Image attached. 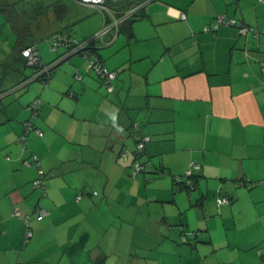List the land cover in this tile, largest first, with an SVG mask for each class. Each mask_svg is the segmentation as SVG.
Wrapping results in <instances>:
<instances>
[{
	"label": "crops",
	"instance_id": "0c3cea01",
	"mask_svg": "<svg viewBox=\"0 0 264 264\" xmlns=\"http://www.w3.org/2000/svg\"><path fill=\"white\" fill-rule=\"evenodd\" d=\"M139 1L133 35L111 28L102 41L122 31L128 43L137 36L158 47L123 58L128 64L145 60L134 80L117 75L95 48L116 72L109 91L85 69L81 53L51 46L48 36L56 29L74 37L64 0L18 1L28 6L40 62H65L46 84L33 78L34 67L16 51L0 0V264H264V0ZM52 2L65 4L61 17ZM48 12L52 19L42 27ZM218 15L257 29V36L228 24L203 30ZM111 24L101 14L90 34ZM25 67L32 73L25 75ZM31 81L39 84L29 88ZM34 99L41 105L25 147L19 138ZM140 133L151 139L139 159L144 171L133 179L132 142ZM31 154L54 171L44 179V195L32 184L37 168ZM191 162L197 167L189 168ZM160 166L165 173L155 174ZM189 169L194 204L209 207L196 212L192 227L182 225L185 209L177 192L185 189L173 183ZM242 178L254 185H243ZM243 195H251L252 210L238 203ZM223 196L232 198L229 207L210 214L215 198ZM38 207L48 215L30 219L25 240L26 223L13 211Z\"/></svg>",
	"mask_w": 264,
	"mask_h": 264
},
{
	"label": "rangeland",
	"instance_id": "374dc122",
	"mask_svg": "<svg viewBox=\"0 0 264 264\" xmlns=\"http://www.w3.org/2000/svg\"><path fill=\"white\" fill-rule=\"evenodd\" d=\"M30 1H35V0H30ZM37 1L43 2V4H45L49 0H36V2ZM64 1L67 5V18H68V21L70 22L71 31H72V34L74 35L75 39L78 41H84V40L92 37L94 34H90V33H92V29L95 25V20L98 19L99 16H101V14H102L101 11L98 10L99 11L98 12L97 9L93 10L91 7H85V6H83V4L78 3L75 0H64ZM26 3H27V5L30 6L31 2H26ZM29 8H31V7H29ZM29 10L31 11V9H29ZM51 16L52 15L50 14V12H48V14H46V16H43L42 27L48 26V24H46V22H48L49 19L50 20L52 19ZM48 17H49V19H48ZM156 40L159 43H161L159 37H157ZM44 41L45 40H40V41H38V44H42ZM127 41H128V38H127L126 34L122 31H120V33L118 35H116V37H114V39L111 42L103 43L102 40L95 39L92 41V44L93 43L95 44L97 53L99 54L101 59H104V62L107 65H109L110 67H113V68L116 67L117 75H120V77H122V78H123V76L129 77V78L133 77V80H134L136 73L139 72V68L145 63V60H141L139 62H137L135 60H131L130 64H128L127 62L123 61V58L125 59V57H127V55H129L131 52H132V55L135 56L140 52L141 49H149L152 53H154L155 49L158 46L156 43H154V41L152 39L141 40L137 36L130 38L129 43ZM11 42L12 41H10V44H11ZM155 44H156V46H155ZM145 46H147V47L145 48ZM80 55H82L84 60H85V69H86L87 59L85 58L84 53H81ZM58 61L59 60H57L56 62H58ZM56 62H53V63H56ZM63 64H65L64 61L60 62L59 64H56L55 67L53 68V70L61 68V66ZM24 73H25V75L26 74L29 75L30 73H32V68L25 67ZM91 74H93V76L96 77V79L100 81L99 77H97L95 75L94 71L91 70ZM28 80H29V78L26 81H28ZM35 84H39V83L36 81H31L28 83V87L32 88V86ZM101 84H103L104 87L106 88L104 83L101 82ZM29 113H30V111H29ZM124 116H126V113L124 114ZM132 146L134 147L133 149H135V143L132 142ZM141 174H142V172H138V175L136 177L140 176ZM181 175L184 179L187 177L186 172H182ZM132 178L135 179L134 177H132ZM193 192H194V190H189V191L182 190L180 192H177V193L182 194V202L184 204H181V205H182V209H185V211L183 212V215H182L183 218L181 216V218L183 219L182 225H187L185 223H188L190 225L189 227H192L197 223L196 221H197L198 215L196 212H199L200 214H202V212H208V210H206V209L209 208V207H202V205L194 204V202H196V200H195L196 197L191 198V194ZM190 199L192 200L191 204H190ZM203 199H205V198H203ZM216 201L217 200L215 198L214 209L216 210V212L210 211V214L211 213H217L219 215L221 213L220 210H221L222 206L229 207V205H227V204H222V205L217 204L216 205ZM238 203L242 204V208L246 211L252 210L254 207V205H253L254 203H253V199H252L251 195L241 196V198H239V200H238ZM231 204H233V203H231ZM158 209H159L158 210L159 212H162V213L167 212L168 215L171 214L172 212L176 213V210H174V208L172 209L171 207H164V208L159 207ZM212 209H213V207L211 205L210 210H212ZM226 211L231 212L230 209L226 210ZM246 213L249 214L251 212H246ZM234 215L236 216V212H234ZM170 218H171L173 224H176V223L179 224L177 222L178 218H173V217H170ZM230 219H232V218H230ZM230 219H228V220H230ZM234 219L239 224L244 223V220L241 222V220L237 219L236 217H234ZM202 220L204 221V219H202ZM209 224H212L211 218L209 220ZM218 224H220V223L218 222ZM190 238L193 239L194 237H190Z\"/></svg>",
	"mask_w": 264,
	"mask_h": 264
},
{
	"label": "trees",
	"instance_id": "16d2710c",
	"mask_svg": "<svg viewBox=\"0 0 264 264\" xmlns=\"http://www.w3.org/2000/svg\"><path fill=\"white\" fill-rule=\"evenodd\" d=\"M18 1L19 0H3V3H2V6H3L2 7V11L5 13V15L7 16L8 20L11 22V27H12V30H13L14 35H15V49L20 54V58L27 65H29L27 63V59L24 56H22L21 51L25 47H27V46H29L31 44H36L35 43V40H34L35 37L33 38L34 35H32L33 33L30 32L31 31V26L26 21V20H29V16L27 15L28 14L27 13L28 12V8H27L28 6L27 7L26 6L25 7L24 6H21V5H19ZM52 3H53V6H54V9H55V12L58 14V17H61V15H63V13L66 11L65 4L64 3H60V2H52ZM133 4H135L134 0H126L125 2H122L119 6H115V7H117V9L119 10V15H121V14H123L126 11V8L131 7ZM140 8H141V6L139 8H137V10H135L133 14H131L130 16H128L126 19H124L121 22V24H119V26H118V29L124 31L125 33H127V35L129 37L133 35L132 28H131V22L136 17L140 16V13H141L140 12L141 11ZM55 32L66 33L68 36L74 38L70 34L69 31H66V30H63V29H60V30H57L56 29L54 31H51V33L48 36V38L51 36L52 33H55ZM95 48H96V46L92 45V42H91L89 44V48L88 49L90 51L94 52L95 51ZM70 50H72V49H70V47H68L66 53L67 54H70ZM74 53H81V52H74ZM71 54H73V53H71ZM56 64L52 65L48 69V71L47 72H44V73H40L41 70H42V66L51 65V64H43V63L40 62V64H34V65H29V66H32L35 69V72L33 74V78L40 79V80L43 81V83L46 84V82L49 80V77H50V74L52 72V69H53V67ZM105 67H107V66H105ZM107 69H109V68L107 67ZM87 71H91V69H89ZM110 71H113L115 73L114 77L111 80H106V79H104V77H101L100 75H98V74H96L94 72L97 75V77H99V79L101 80V82L105 84L107 90H109V91L110 90H113V88H114L113 81L116 78V72L114 70H110ZM110 86L112 87L111 89H109ZM28 104H27V107H28ZM31 123H32V121H31ZM132 124L134 125V122H132ZM135 126L139 127V125L136 124V123H135ZM32 128H33V125H32ZM146 134L147 133H140V134H137V135L134 136L135 137V139H134L135 140V149H133L134 156H133V160H132V168H133L135 162L139 163V165L142 168L139 172H143L144 171L143 164H142V162H140L139 159H140L141 155L144 153L145 145H146V143L148 141H150L151 136L149 134H147L150 137V139L145 142L144 147H143L142 150L137 148V143H138V138L137 137L140 136V135L142 136V135H146ZM19 140H21V142L23 144L26 143V139L25 140H22L21 137H20ZM25 147H26V144H25ZM33 155H35V154H31V159H32V162L36 165L37 175H36L35 179H33L32 184H33V186L35 188L40 189L41 194L44 195L45 194V183H44V179L47 176L54 175V171L53 170L46 171L44 168H42V166L39 164V160H38L37 155H36L37 159H33ZM25 164H29L28 160L25 161ZM164 171H165V166H160L159 168H157V170L154 173L155 174H161V173H165ZM186 178H185L186 180L185 179L182 180L183 179L182 175L173 176V183H174V186H176V189H185V190L189 191V190H191V189L194 188L195 176L191 173V171H190L189 174H187V177ZM36 180H41V182H42L41 183V186H36L34 184V182ZM239 182H241L243 185H250V186H253L254 185V182L253 181L244 180L243 178L241 180H239ZM223 197L227 198V200H228L227 203H224V204H228L229 201H230L229 199H232V198H228L227 196H223ZM40 208H44V207H38V208L34 209L32 212H30V213H23V212L21 213V211L19 209H14V211H13L14 216H16L19 219L21 218V219H23L25 221V223H26L25 224L26 225L25 234H26V231L27 230L30 231V236H28V237L25 236V240H28L31 237V230H30V226H29V223L28 222L30 221V219L32 217L37 219V213H38V210ZM44 209L47 211V214H45L41 219H43L46 215H48V209H46V208H44ZM16 211H18V212H16ZM41 219H37V220H41Z\"/></svg>",
	"mask_w": 264,
	"mask_h": 264
},
{
	"label": "built area",
	"instance_id": "2783aa9c",
	"mask_svg": "<svg viewBox=\"0 0 264 264\" xmlns=\"http://www.w3.org/2000/svg\"><path fill=\"white\" fill-rule=\"evenodd\" d=\"M77 2L81 4H87L96 7L99 11H101L102 15L104 17L110 16L112 18V24L109 26H103L97 33H95L91 38L85 40V41H77L75 38H72L68 36L66 33L62 32H55L52 33L51 36L49 37L51 46L52 48H55L57 46H67L70 47V54L74 52H81L84 53V56L87 59V70L91 69L93 70L96 74L100 75L101 77H104L106 80H111L115 73L113 71H110L105 67L96 54L92 51H90L89 44L92 42L94 39H100L102 38L109 32V30L112 28L114 31L118 30L119 24L126 19L128 16L134 13L137 8L143 5V1L139 0H134L135 4H133L131 7L126 8V11L119 15V10L115 6H119L122 2H125L126 0H76ZM115 7V8H114ZM220 24H228V25H233L238 28V31L240 34H247V32L251 31L253 34L257 36L258 30L254 29L253 27H248L246 24L242 23L241 21L227 17L224 15H218L216 17V20L214 24L210 26H204L203 30L209 31V30H215ZM22 56H24L27 59V63L29 65H34V64H40V56L39 52L37 49L36 44H31L27 47H25L21 51ZM50 68V65H45L42 66V70L40 73L47 72L48 69ZM112 87L110 86L109 89ZM41 105V101L39 99H34L28 104V109L30 111V119L35 117L37 115L39 106ZM28 119L24 123V129L23 133L21 135V139L25 140L27 133L32 129V123L31 120ZM37 135H42V131L39 129H34ZM138 138V143H137V148L138 149H143L144 144L146 141L150 139V137L146 135H140L137 137ZM33 159H37L36 155H33ZM192 167H197V165L194 162H191L189 164V168ZM141 166L139 163L135 162L132 170H131V175L134 177L140 170ZM190 169L187 170V174L190 173ZM41 180H36L34 184L36 186H41ZM96 193V192H94ZM227 198L221 197L218 198V204L222 205L224 203H227ZM18 212V211H16ZM45 214H47V211L44 208H40L37 213V219H41ZM26 237L30 236V231L27 230Z\"/></svg>",
	"mask_w": 264,
	"mask_h": 264
},
{
	"label": "clouds",
	"instance_id": "9594fccd",
	"mask_svg": "<svg viewBox=\"0 0 264 264\" xmlns=\"http://www.w3.org/2000/svg\"><path fill=\"white\" fill-rule=\"evenodd\" d=\"M112 122H113V125L115 126V124H116V117H115V115L112 116ZM120 130H122V129H120Z\"/></svg>",
	"mask_w": 264,
	"mask_h": 264
},
{
	"label": "water",
	"instance_id": "95a60500",
	"mask_svg": "<svg viewBox=\"0 0 264 264\" xmlns=\"http://www.w3.org/2000/svg\"><path fill=\"white\" fill-rule=\"evenodd\" d=\"M56 63H57V62H56ZM54 64H55V63L51 64L50 67H51L52 65H54Z\"/></svg>",
	"mask_w": 264,
	"mask_h": 264
}]
</instances>
